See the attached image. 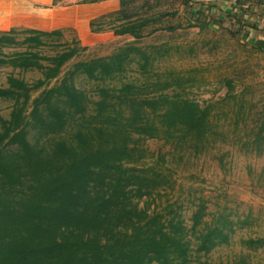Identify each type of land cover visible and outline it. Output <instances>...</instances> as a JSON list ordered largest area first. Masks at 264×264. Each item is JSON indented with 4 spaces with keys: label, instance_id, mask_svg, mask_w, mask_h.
<instances>
[{
    "label": "trees",
    "instance_id": "trees-1",
    "mask_svg": "<svg viewBox=\"0 0 264 264\" xmlns=\"http://www.w3.org/2000/svg\"><path fill=\"white\" fill-rule=\"evenodd\" d=\"M262 3L234 0L224 16L230 20L236 12L232 23L242 25L247 9ZM193 18L192 26L220 23L202 9ZM147 23L129 20L114 33L139 38ZM22 33L0 32V67L39 73L31 82L10 74L7 86L0 87V98L12 100L9 117L0 116V264H186L184 228L172 221L165 225L133 203L152 193L160 175L127 164L143 157V138L206 140L209 107L177 94L138 97L139 86L123 83L119 88L96 85L98 99L89 109L75 78L112 79L125 70L133 53L142 54L139 66L145 71L144 53L130 44L107 56L70 63L84 47L54 42L59 30ZM256 42L264 47L263 38ZM45 46L61 48L43 54ZM263 130L264 125L255 138L258 149ZM203 209L194 212L192 230L197 251L206 253L228 242L234 223L219 215L197 231ZM243 244L256 249L264 239Z\"/></svg>",
    "mask_w": 264,
    "mask_h": 264
},
{
    "label": "rangeland",
    "instance_id": "rangeland-1",
    "mask_svg": "<svg viewBox=\"0 0 264 264\" xmlns=\"http://www.w3.org/2000/svg\"><path fill=\"white\" fill-rule=\"evenodd\" d=\"M5 1L13 6V0ZM5 1H0V32L15 29L21 37L22 31L29 28L9 26L11 18L6 16ZM82 1L86 0L76 3ZM124 1L122 6L119 3L120 13L118 9L90 20V32L103 34L97 41L82 44L71 28L59 29L61 35L52 38L54 42H75L84 47L70 63L107 56L130 44L144 53L145 71L139 66L144 63L142 54L133 53L125 70L112 79L97 82L75 78L76 86L90 101L88 108L98 99L96 85L119 88L123 83H132L140 87L138 97L177 94L208 106L211 113L210 135L202 142L176 137L170 141H139L143 157L127 166L148 167L151 174L160 176L152 193L135 198L133 203L158 215L165 225L172 221L184 228L186 264H264V245L251 249L243 244L249 238L264 239V143L260 149L255 146L257 132L264 125V47L256 42L257 37L264 39V0L263 6L247 9L251 19L246 21L244 16L242 25L232 23L236 12L231 13L230 20L224 16L223 10L234 0ZM198 9L220 23L192 26L193 13ZM123 14L129 17L125 19ZM129 20L148 22L141 37L114 33ZM60 48L45 46L42 52L49 54ZM10 74L28 82L39 77L38 72L1 66L0 87L7 86ZM167 84L170 87L166 89ZM11 107V99L0 98L1 117L8 118ZM66 131L62 135L67 137L69 129ZM201 205L203 216L197 231L216 222L219 215L234 223L228 242L206 253L197 251L198 240L192 230L193 214Z\"/></svg>",
    "mask_w": 264,
    "mask_h": 264
},
{
    "label": "crops",
    "instance_id": "crops-1",
    "mask_svg": "<svg viewBox=\"0 0 264 264\" xmlns=\"http://www.w3.org/2000/svg\"><path fill=\"white\" fill-rule=\"evenodd\" d=\"M76 1L13 0V6L11 1H5L4 8L7 11L6 16L11 18L9 23L11 27L21 26L42 31L71 28L82 44L89 45L103 35L99 32H90V20L117 11L119 0H86L80 3ZM17 2L18 5H15ZM248 14L245 16L246 21L251 19Z\"/></svg>",
    "mask_w": 264,
    "mask_h": 264
}]
</instances>
